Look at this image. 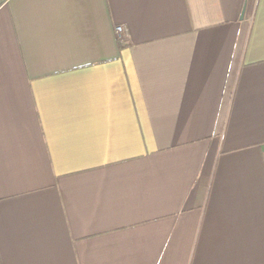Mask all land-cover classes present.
I'll list each match as a JSON object with an SVG mask.
<instances>
[{
    "label": "crops",
    "instance_id": "obj_1",
    "mask_svg": "<svg viewBox=\"0 0 264 264\" xmlns=\"http://www.w3.org/2000/svg\"><path fill=\"white\" fill-rule=\"evenodd\" d=\"M0 264H264V0H0Z\"/></svg>",
    "mask_w": 264,
    "mask_h": 264
},
{
    "label": "built area",
    "instance_id": "obj_2",
    "mask_svg": "<svg viewBox=\"0 0 264 264\" xmlns=\"http://www.w3.org/2000/svg\"><path fill=\"white\" fill-rule=\"evenodd\" d=\"M116 32H117V36L119 38V40L121 42H124L127 38H128V31L127 28L123 25H119L116 27Z\"/></svg>",
    "mask_w": 264,
    "mask_h": 264
}]
</instances>
